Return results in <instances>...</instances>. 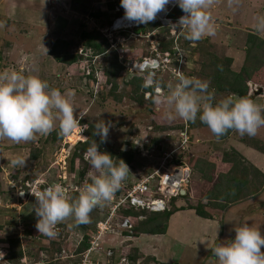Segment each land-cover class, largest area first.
<instances>
[{
  "label": "rangeland",
  "instance_id": "374dc122",
  "mask_svg": "<svg viewBox=\"0 0 264 264\" xmlns=\"http://www.w3.org/2000/svg\"><path fill=\"white\" fill-rule=\"evenodd\" d=\"M115 1L0 0V72L23 69L26 75H37L49 82L48 68L54 67L56 61L47 54L52 48L50 42L59 39L61 42L70 44L66 54L67 65L63 66L65 68L63 82L67 84L71 80L73 82H70L69 85H71L80 81L79 78L84 70L86 74L93 77L89 83L93 95L84 89V83L83 86H80L81 91L75 92L72 98L74 117L77 118L78 123L73 135L63 137L61 143L54 144L46 142L48 135H37L32 141L20 143L0 139V168L2 169L0 183L4 190H7L6 197L0 195V238L7 242L2 244L0 242V252L2 253L0 264H9L7 263V254L11 246L8 241L11 239L19 240L20 245L25 247V251L38 253L37 263L43 262V264H72L77 259L75 253L84 235L90 234V240H94L96 235L93 233L96 232L98 226L94 225L95 227H93L90 222L77 225L74 217H69L56 226L55 238L39 234L35 226L37 223V217L33 211L35 205H29V200L25 197L22 198L23 204L11 203L9 199L13 197L9 189L19 187L10 178V169L13 168L14 173H19L21 179L26 175H35L34 183L50 185L54 182L53 180H59L69 191L77 190V186L69 188L72 182L77 181H74L70 176L72 156L76 151L77 144L87 140L86 130L89 125L95 124L98 119L111 122L106 141L115 148L121 146L124 150H131L128 146L123 145L131 138L138 147L129 173L133 175L136 172L139 176L142 175L137 179L128 174L129 183L123 186L125 191L133 182L144 179L146 177L144 175H149L153 166L159 162L160 159L153 156L156 152L155 149L158 148V146L152 145L155 139L170 140L171 149L185 142V149L187 148L183 150L185 155L181 151L176 153V156H180L182 159L176 169H172L165 188L174 189L172 192L174 196H177L179 187L184 188L186 197L180 199L179 202L176 201L173 204L176 207H187L190 204L195 207L198 205L209 206L207 211L215 215V219H203L191 210L180 211L170 219L166 236L149 235L142 236L138 240L122 238L121 225L118 227L117 224H114L113 229L104 233L97 241L89 256L91 262L109 264V260L112 258L114 264H122L127 259H129V264H137L134 262V259L137 258L136 249L142 250L143 248L145 253L140 257L139 264H146V262L154 264L156 260L158 261L156 264H216L212 249L222 241L234 239L236 226L249 223L250 226L264 234V181L259 196H252L240 203L232 204L225 211H222L221 208L213 210L208 205L211 202L218 205L223 204L211 199L210 195H213V191L218 186L216 180L219 174L230 172L232 169L240 172L243 170L244 163L238 162L241 159L247 160L249 165L264 171V156L256 150L257 148L253 147V143L256 144L258 140L264 142V127H261L255 136L247 134L241 136L233 131L228 140H217L208 127H200L199 114L194 122L185 121L179 117L172 120L167 119L164 113L168 109L163 100L157 106L150 101L151 98L153 100L154 95L148 99L147 92L140 91L135 94V89L127 84L128 78L125 74L118 77L119 88L115 98L101 100L100 95H107L111 86L106 85L104 72H99L96 69L104 67V71H110L114 63L123 64L127 57L130 60L127 68L130 69L133 64L143 63L146 60L157 58L159 55L162 56L164 53L159 51L155 39H163L165 42L172 41L171 52H178V55L169 52L170 63H160V67L155 72L156 77L165 85L160 92L162 98L168 94L166 85L168 83L174 85L177 82L175 71H180L185 75L184 68L188 72L194 71L192 78L208 82V90L214 93L216 100L223 99L233 93L238 94L229 89L219 92V88L214 85L213 77L215 70L220 66L226 68V65L230 64L232 70L239 69L244 56H246L245 52L248 54L247 57L255 59L253 50L258 42V37L264 39V32H258L256 29L257 18L264 16V0H234L231 8L228 6V0H215L209 9V14L214 20L215 34L205 35L196 42L195 46L178 32L179 29L176 32L169 26H161L164 29L158 28L148 35H142V38L131 36V34L127 37L124 33H119L107 40V31L119 16L116 8L114 12L109 11V4ZM174 5L176 4L170 3L165 7H168V11L172 13L177 9V6L173 9L170 7ZM119 10H121L120 14L124 12V9L120 8ZM94 14H100V16L95 17ZM160 15L161 12L157 14V16ZM155 23L160 24L159 22ZM94 30L101 33L110 47L106 46V54L94 57L92 63L88 64L89 61L86 60L92 56V52L84 51L81 35L84 31L92 32ZM43 39L45 41H42ZM250 40L252 43L249 45ZM42 56L43 59L51 57V63L47 65L43 59L39 60ZM175 61L179 62L181 67L176 66ZM80 64L82 65L80 66ZM91 66L96 68L92 69ZM155 68L157 66L151 64V69ZM71 71L73 73H70ZM129 73H131L130 70ZM256 78L261 80L260 83L252 81L249 83L250 87L256 85L257 88L264 90V65L257 73ZM61 86L63 87L62 84ZM250 97L251 94L248 98ZM255 98L253 97L252 100ZM254 102L264 107V95L258 96ZM182 125L183 131L180 130ZM55 131H59V121H56V127L52 132ZM244 137L247 138L248 144L242 140ZM36 148L42 149V156L38 163L30 160L31 152ZM234 151L238 156L235 157V160L232 158ZM17 156H22L25 159V166L14 167L11 165L10 161ZM210 162L216 164V168L210 172L215 182L209 183L202 178L198 169L205 167ZM248 180L251 183L248 187L249 190H253L258 185L260 187V182L254 174H251ZM148 217V214L143 213L131 220L134 232L138 224ZM96 218H98V212H91L90 219ZM100 221H97L96 224H99ZM60 248L63 251V261L52 263L58 256L56 251ZM261 250L264 251V247ZM25 260L27 261L28 258L25 257Z\"/></svg>",
  "mask_w": 264,
  "mask_h": 264
},
{
  "label": "clouds",
  "instance_id": "9594fccd",
  "mask_svg": "<svg viewBox=\"0 0 264 264\" xmlns=\"http://www.w3.org/2000/svg\"><path fill=\"white\" fill-rule=\"evenodd\" d=\"M214 2L215 0H120L124 12L120 14L119 10L117 13L119 16L124 15L123 20L130 23L145 25L159 22L164 26L157 14L166 5L175 3L170 7L173 9L179 6L184 15L177 18L179 20L170 27L176 32L179 29L178 32L195 46L205 35L215 34L214 20L209 14ZM233 3L234 0H228L230 8ZM166 12L171 18L168 9ZM143 25L127 28L120 33ZM256 29L264 32V16L257 18ZM151 60L153 59L149 62ZM143 68L140 73L147 70L150 73L143 77L142 88L154 91V105H160L163 100L168 109L164 115L169 120L179 117L194 122L199 114L200 121L207 125L217 139L229 130H234L241 136H255L264 127V107L248 97L233 93L216 100L214 93L208 90V82L177 73V82L166 85L168 94L162 98L160 92L165 85L156 77L154 72L157 69H151L149 65ZM148 94L149 99L151 94ZM74 95L71 90L62 93L37 75H26L23 69L0 72V139L14 143L32 141L37 135H49L56 127V121H59V136L73 135L78 127L72 103ZM110 128L111 122L98 119L92 134L100 138V143H104ZM84 159L95 171L87 174L78 196L69 199L59 183L50 184L34 193L36 200L33 211L37 217L35 226L39 234L55 238L56 226L69 217H74L77 225L88 224L93 209L103 208L106 203H110L130 172L124 160L119 159L117 163L110 153L100 151L96 140L87 147ZM10 163L14 167H22L26 161L22 156H17ZM133 183L136 185L138 181ZM133 185L126 191L123 190L124 196ZM182 191L185 192L184 188ZM23 194L20 191V195ZM115 199L117 201L116 197ZM170 200L164 203L165 207L170 204ZM234 231V239L222 241L212 249L216 264H264V251L261 250L264 247V234L249 223L236 226Z\"/></svg>",
  "mask_w": 264,
  "mask_h": 264
},
{
  "label": "trees",
  "instance_id": "16d2710c",
  "mask_svg": "<svg viewBox=\"0 0 264 264\" xmlns=\"http://www.w3.org/2000/svg\"><path fill=\"white\" fill-rule=\"evenodd\" d=\"M115 1V0H114ZM123 9L120 6V0H116L113 3L109 4V11L114 12L115 8H119ZM184 13L183 11L177 7L176 10H174L171 14L170 17L173 19H177L180 18L181 16H183ZM95 17H99L100 14H94ZM161 24H157V23H150V24H145L140 28L134 29V30H126L124 32V35L129 37L130 34L131 36L134 37H143L142 35H148L149 33H151V31H154L156 29H164L161 27ZM163 32V31H162ZM123 34V33H122ZM81 39L83 40V47H84V51H91L92 52V56L88 57V60H86L87 62L89 61L88 64L92 63L93 58L94 57H99L102 56L104 54H106L107 52V47H110L108 45L107 40L104 39V37L101 35V33L98 30H94L92 32H86L84 31L81 35ZM55 41L50 42V46L52 47L51 50H49V54L53 60L56 61V65L54 67H49L48 71L50 72V77H48L50 79V81L48 82L52 87L58 88L62 93L65 92L66 90H71L74 93L75 92H79V90L81 89L80 86L84 84V89H86L88 91V93L93 95V91L90 90L89 88V83L91 80V75L86 74V71H82V76H80L79 80L80 81H76V83L74 82V84H70L71 80L65 84L63 82V74H65V68L63 66L67 65V59H66V54L68 53L67 51L69 50L70 44L69 42H61L59 39H54ZM157 42V46L159 47V51L161 53H167V52H171V48L170 45L172 44L171 42H165L163 39H155ZM42 41H45V39H43ZM42 43V42H41ZM251 40L249 41V45L251 44ZM49 46V44H46ZM36 52V51H35ZM253 52H255V56H254V60L250 59V57H247V52H245L246 56H244V59L242 60V65L239 67V69L236 70H232L231 69V65L227 64L226 68L223 67H218L217 70H215V76L213 77L214 79V85H216L219 88V92H223L226 91L227 89H229L230 91L232 90V92H237L240 96H244V97H248L252 90L251 87L249 85L250 82L254 81V82H258V84L260 83L259 80H257L256 76L257 73L259 72V70L261 69V67L264 65V39L259 38L258 37V42L256 44V46L254 47ZM172 54H176L178 55V52H171ZM176 55V56H177ZM50 57V58H51ZM49 57L47 59H43L40 57V59H43L44 62L47 63H51V59ZM178 60V58H176ZM31 62H33V60H31ZM130 63L129 58H125L123 61V64L120 62L114 63L111 67V70H105L104 71V67H93L91 66L92 69H97L99 70V72H104L103 76L106 77V85H110V90L108 92L107 95H100L101 100H110L112 98H115L116 93L118 91L119 88V80L118 77L121 74H125L126 78H128L127 84L132 88L135 89V94H138L140 91L143 92H147L150 93L151 96L152 95H156L154 93V91L152 89H143L142 88V83H143V77L150 73L149 70L145 71L144 73H137V72H133L131 71V68L128 69L127 68V64ZM179 62L175 61L176 66L179 65ZM82 64H80L81 66ZM213 68V67H212ZM129 70L131 73H129ZM156 72V71H155ZM154 72V73H155ZM70 73H73L72 71ZM95 73V72H94ZM133 73V74H132ZM183 73L185 74V76L187 77H192V75H194V71L191 70V72H188L185 68L183 69ZM74 75V74H73ZM93 78V77H92ZM201 80V79H200ZM74 81V80H73ZM92 81V80H91ZM235 81V82H234ZM73 83V82H71ZM61 84L63 85V87L61 86ZM81 91V90H80ZM150 96V98H151ZM153 96V97H154ZM258 97V96H257ZM256 97V98H257ZM149 98V99H150ZM256 98L253 100L255 101ZM263 98V97H262ZM152 102V98L150 100ZM261 104L263 102H260ZM200 127H207V125L203 124L202 122H200ZM180 130H184L183 129V125L181 126ZM234 130H229L228 133H226L223 137L217 139V140H221V141H225L228 140L229 137L231 136L232 132ZM94 132V124L89 125L88 129L86 130V137L87 140L85 142H79V144H77L76 146V151L74 152L73 156H72V172L70 174L71 178H73V180H77L76 182H72V184L69 186V188L71 187H75L77 186V190L75 191H70L69 194H67V196L69 197V199L74 198L76 196H78L79 190L82 187L85 178L87 177V174L90 171H95L94 169H92L90 163L88 161H86L84 159V154L86 152L87 147L94 141L96 140L97 143L99 144V150L100 151H106L108 153H110L113 156V159L115 162H119V159L124 160L127 165L130 166L132 165L134 159H135V155L138 152V147L134 144V142L132 141L133 139L131 138L130 140H127L124 142L123 145L128 146L131 150H124L121 146H118L117 148H115V146L111 145L109 142H104V143H100V138L98 136H94L92 133ZM246 137V136H245ZM242 138V140L245 142H247V138ZM63 141V137L58 135V132H52L48 135L46 142H52V144L59 142L61 143ZM169 143H171L170 140L168 139H155L152 143L153 146H158V148L155 149V154L154 157H158V159H160V157L163 155V153L165 151H171L172 149L169 146ZM245 144H248L245 143ZM37 147V146H36ZM253 147L257 148L256 150H258L259 153H261L264 156V142L262 141H257L256 144L253 143ZM42 149H38L36 148L35 151L31 152L30 155V160L34 163H38V161L40 160L41 156H42ZM183 152V155H185V151H181ZM182 155V156H183ZM229 155V154H228ZM177 157V159H176ZM174 158L173 164L178 165V161H181V157L176 156ZM236 156L235 151L233 152V160H235ZM238 162H243L244 163V168L243 170L240 172L239 170L236 169H232L230 170V172L227 173H223V174H219L218 179L216 180V184H218V186H216L217 188L213 191V195H210L211 199L220 201V203L223 204H214V203H209L208 205H210V208H212L213 210H217L216 208H221L222 211H225L230 205L235 204V203H240L252 196H259L261 194V186L263 184L264 181V171L256 166L253 165H249L247 160L245 159H241ZM216 168V164L210 162L208 164H206L205 167H199L198 171L201 174L202 178L207 181V182H212L214 180V178H212L210 172L211 170ZM1 168H0V173H1ZM10 173H11V181L13 183H17L19 185V187H12L11 189H9V192L11 193V196L13 197L12 199H9L11 201V203H20L23 204L22 202V198L20 196V191H23L25 193V199H28V204L29 205H34L36 197L34 196V193H36V191H33V184L35 180V175H26L25 178L21 179L19 173H14L13 168L10 169ZM77 173V174H76ZM135 174L131 175L129 173V175L134 176L135 178L139 179V174H137L136 172H134ZM152 172H149V175ZM254 174V176L257 178V180L260 182V187L255 186V188L253 190H249L248 187L251 185V183L248 180V177ZM128 175V176H129ZM144 175L146 177L149 176ZM143 176V177H144ZM90 179V178H89ZM53 183H59V180H53ZM141 180H138V182ZM155 182L159 183V178H155ZM52 183V184H53ZM128 178H126V180L124 182H122V186L121 188L115 193V197L117 198V200H120L122 196H124V189L123 186L125 184H128ZM134 183H132L133 185ZM215 184V185H216ZM131 185V186H132ZM49 185H40V190H43L44 188H46ZM130 186V187H131ZM128 187V188H130ZM151 187V186H150ZM127 188V186H126ZM124 192V193H123ZM2 194V196L7 195V190H4V187H2V184L0 183V195ZM6 197V196H5ZM148 197V196H147ZM186 197V195L182 196V195H178L176 197H172L170 200V204L165 207L164 210H160V211H152L149 210L147 208H136L130 205V202H128L126 204V206H122L118 212L116 213L115 219L113 220V224H117L118 227H120V225L123 223V221H125V219L129 220V222L131 223V220H134L138 217V215L146 213L148 214V218H146L145 221L141 222L140 224H138V227L135 228V232H134V226L132 225V223L130 224V227H126V228H121L120 231H122L121 235L122 238H134L136 240L140 239L142 236H158V235H163L166 236L167 232H168V228H169V221L170 219L177 214L180 211H184V210H191V211H195V214L203 219L206 220H213L215 219V215L211 214L210 212L207 211V208H209V206H203V205H198V206H192V204H190L187 207H181L178 208L176 207L175 204L176 201H180V199H184ZM11 198V197H10ZM177 199V200H176ZM147 200V199H146ZM9 201V202H10ZM3 202V201H2ZM10 203V204H11ZM113 206V204L110 203H106V205L103 208H95L93 209L92 212H98V218L96 219H90V224H93L92 226L95 227L94 225H96V227L98 226L97 221L100 222H104L108 219L110 213H111V207ZM14 208V207H13ZM15 209V208H14ZM254 215V213H253ZM29 218V217H27ZM97 230L96 232L94 231L93 234H97ZM130 233V234H129ZM134 234V235H133ZM129 241V240H128ZM0 242L2 243H7L4 240H2V238H0ZM8 244H10L11 248L8 250V254H7V263L9 264H25V257L28 258V264H35L38 262V260H36V258L38 257V253H35L33 251H25V247L20 245L19 240H14L11 239L8 241ZM92 244H91V240H90V234H85L83 237V240L79 246V248L76 251V256L77 259H75L72 264H80L82 261V255L85 254L90 248H91ZM113 250V249H112ZM7 252V251H5ZM57 257L56 259H54L52 261L53 262H60L61 260L63 261V251L62 248H60V250H57ZM114 252V250H113ZM136 253H137V258L134 259L137 264H139V259L140 257H142V254L145 253L144 249L142 248V250L140 248L136 249ZM6 257V256H5ZM59 257V259H58ZM110 258V257H109ZM129 259L126 260V262H122V264H129L128 262ZM146 261V260H145ZM1 262V261H0ZM111 262V263H110ZM101 264H104V262H98ZM158 263V261L156 260V262L154 264ZM47 264V263H46ZM58 264V263H56ZM108 264V263H107ZM109 264H114L113 259L110 258L109 260ZM119 264V263H118ZM135 264V263H134ZM146 264H150L149 262H146Z\"/></svg>",
  "mask_w": 264,
  "mask_h": 264
},
{
  "label": "built area",
  "instance_id": "2783aa9c",
  "mask_svg": "<svg viewBox=\"0 0 264 264\" xmlns=\"http://www.w3.org/2000/svg\"><path fill=\"white\" fill-rule=\"evenodd\" d=\"M119 11V9H117ZM163 14V17L160 18V21L163 23L164 26H171L173 23L177 22V20H173L169 18L168 13L166 12V8L161 11ZM124 16V15H123ZM123 16H118L113 22V25L110 27V29L107 31L108 35L106 34L107 39L112 38L114 34H119L121 31L130 28V27H139L143 24H135V23H130L128 21L123 20ZM119 22V23H118ZM150 23V22H149ZM110 36V37H109ZM170 63V54L169 52L162 54V56H158L156 59H153L149 62V60L144 61L142 64H134L131 71L140 73L141 71L144 70L145 65L151 66V64L157 63V68L160 67V63ZM181 67V64L179 65ZM177 71V70H176ZM180 73V71L176 72ZM149 97V94L147 95ZM185 142L182 144H179L176 147H172V151H165L163 155L160 157V160L157 164H155L152 168V173L148 176L142 179L141 181L138 182V184L133 185V187L130 189V191L127 193L126 196L121 197L120 200L115 199L113 196L111 203L113 206L111 207V213L108 217V219L104 222H100L98 224V230L97 234L94 237V240L91 241V249H89L85 254L82 255V261L80 264H101V263H93L90 261L89 256L90 253L93 251L95 248L97 241L101 239V236L104 233L110 232L111 229L115 226L113 224V220L115 219L116 213L118 210L128 202H130V205L136 208H147L152 211H159V210H164L165 206L164 203L168 202L171 197H172V192L174 189H169L168 187L165 188V185L169 182L170 179V173L172 172V169L175 168V164H173L174 161V156H176V153L178 151H183L185 149ZM159 164V165H158ZM179 171V170H176ZM159 178V183L155 182V178ZM59 184L63 186L65 189L66 195L70 193L69 189L66 188L63 184V182L59 181ZM40 185H45L44 183H38L35 182L33 184V191H41L40 190ZM151 186V187H150ZM175 187V186H174ZM179 187L177 189V196L180 194V192L183 190V188ZM22 198H24L25 193L23 195H20ZM148 196V197H147ZM147 199V200H146ZM128 228L130 227V223L127 219L121 224V228ZM2 253L0 252V256ZM1 261V259H0ZM25 264H28V260H25ZM35 264H43V262L35 263Z\"/></svg>",
  "mask_w": 264,
  "mask_h": 264
},
{
  "label": "water",
  "instance_id": "95a60500",
  "mask_svg": "<svg viewBox=\"0 0 264 264\" xmlns=\"http://www.w3.org/2000/svg\"><path fill=\"white\" fill-rule=\"evenodd\" d=\"M251 97L250 99L252 100L253 97H257V96H263L264 95V90L262 88H257L256 85H251ZM180 195L184 196L185 192L181 191Z\"/></svg>",
  "mask_w": 264,
  "mask_h": 264
},
{
  "label": "bare ground",
  "instance_id": "6f19581e",
  "mask_svg": "<svg viewBox=\"0 0 264 264\" xmlns=\"http://www.w3.org/2000/svg\"><path fill=\"white\" fill-rule=\"evenodd\" d=\"M165 8L168 9V7H165ZM165 8H164V9H165ZM157 17H160V18L163 17L162 12H161V15H160V16H157ZM153 65H154V64H153ZM155 65H157V63H155Z\"/></svg>",
  "mask_w": 264,
  "mask_h": 264
}]
</instances>
